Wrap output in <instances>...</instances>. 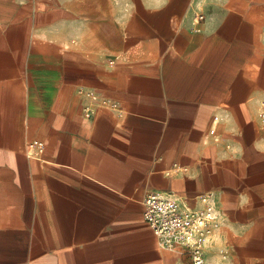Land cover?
<instances>
[{"label":"crops","instance_id":"0c3cea01","mask_svg":"<svg viewBox=\"0 0 264 264\" xmlns=\"http://www.w3.org/2000/svg\"><path fill=\"white\" fill-rule=\"evenodd\" d=\"M263 103L264 0H0V264H192L151 191L214 192L206 264H264Z\"/></svg>","mask_w":264,"mask_h":264},{"label":"built area","instance_id":"2783aa9c","mask_svg":"<svg viewBox=\"0 0 264 264\" xmlns=\"http://www.w3.org/2000/svg\"><path fill=\"white\" fill-rule=\"evenodd\" d=\"M203 19V14L196 15L197 23ZM103 104L115 110L119 108L118 103L109 98H104ZM261 115L264 116V111ZM32 146L33 156L40 158L45 142L34 140ZM199 199L202 203L200 208L190 206L175 194L156 191L148 192L143 200L144 218L157 236L159 246L167 250H186L191 255L192 264H206L205 245L222 227L214 192L203 193Z\"/></svg>","mask_w":264,"mask_h":264}]
</instances>
